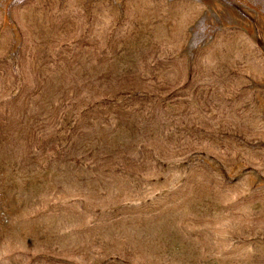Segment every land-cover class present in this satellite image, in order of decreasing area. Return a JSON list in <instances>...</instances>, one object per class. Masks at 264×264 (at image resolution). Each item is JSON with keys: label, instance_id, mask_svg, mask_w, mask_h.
Returning a JSON list of instances; mask_svg holds the SVG:
<instances>
[{"label": "rangeland", "instance_id": "rangeland-1", "mask_svg": "<svg viewBox=\"0 0 264 264\" xmlns=\"http://www.w3.org/2000/svg\"><path fill=\"white\" fill-rule=\"evenodd\" d=\"M0 264H264V0H0Z\"/></svg>", "mask_w": 264, "mask_h": 264}]
</instances>
